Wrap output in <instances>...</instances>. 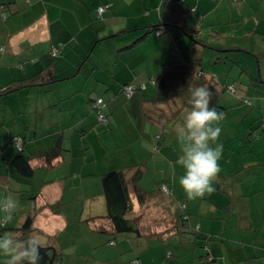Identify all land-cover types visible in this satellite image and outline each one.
<instances>
[{
	"label": "crops",
	"instance_id": "1",
	"mask_svg": "<svg viewBox=\"0 0 264 264\" xmlns=\"http://www.w3.org/2000/svg\"><path fill=\"white\" fill-rule=\"evenodd\" d=\"M185 3L197 9L199 15L196 13L194 20L198 21L200 16V24H204L197 28L205 33L204 27L213 24L216 33L210 30L213 34L209 40L213 46L241 48L258 54L263 64L261 77L251 83L244 93L252 102L251 109L249 104H236L242 107V111L245 110L241 111L242 114L252 116V122L256 119L261 122L264 117V0H186ZM0 5L6 6V14L2 16L0 12V47L3 48L0 53V85L3 86L11 80L44 71L51 63L49 52L60 44L63 53L56 59L55 65L57 67L58 64L62 71L66 69L67 74L70 67L73 72L80 59L97 45L99 37L130 30L132 34L122 43L127 44L149 25L163 23L164 4L162 0H0ZM101 6H107L105 21L97 20ZM211 14H214L213 19L209 20L207 17ZM155 39L156 36L150 33L147 43L155 45ZM151 45L147 47L149 50ZM125 53L127 51L122 49L113 54L119 65L114 66L116 80H111L108 85L112 92L105 95L109 102L107 124L99 118L97 120L96 114L80 122L69 115L65 117L57 113L54 114V118L58 119L56 122L50 121L46 128H40L37 111L41 105L38 101L30 103L27 99L34 93L33 90L21 89L15 92L16 95L0 99V131L6 135L8 143H11V136L24 135L25 153L47 149L61 137L64 146L74 147L80 137L72 136L73 131L82 135L83 144L82 152L77 153L75 158L68 153L47 163L33 157L30 161L32 176L26 179L9 164L15 149L3 153L5 160L0 159V220L5 219V228L0 238V264H13L19 260L22 244L17 242L20 236L17 229L33 213L36 215L33 230L24 236L23 241L31 238L42 245L55 246L62 254L61 264H70L72 256L75 264H132L139 258L136 251L131 252L135 250L132 244L128 246L117 241L113 245L107 237L93 233L85 221L105 210L101 181L110 170L144 163L146 172L141 182L145 189V179L150 170L162 178L161 182L156 179V187L170 179L171 168L165 165L163 170L159 165L163 159L169 163L168 151L164 153L159 132L144 121L140 107L142 98L136 95L127 99L121 85L132 81L134 75H140L142 71L139 81L155 76L159 68L153 64L156 61L168 63L175 51L170 48V53L163 56L155 51L139 52L134 57L139 59L136 62H133L135 59L125 61ZM213 54L212 58L218 55ZM230 56L235 57L234 54ZM250 59L246 58V62H252ZM31 60H35L36 65L27 67ZM132 62L141 64L144 69L136 71ZM125 64L129 65L126 69ZM22 66L25 68L21 69ZM90 68L87 69V77L92 80L95 69L90 71ZM113 95L115 97L111 98ZM51 98L56 102L64 96ZM260 122L252 127L250 135L253 137L260 134ZM75 125L80 126L78 131L74 129ZM256 126L257 130L253 131ZM245 128H250L247 121ZM1 136L4 137L2 133L0 139H3ZM262 140L258 147H254L251 156L241 159V168L234 171L237 172L236 177L226 176L232 183L231 191L238 202L233 206V213H239L236 222L225 215L224 218L230 221L226 229H233L235 225L241 229L235 236L233 233L227 235L226 243L222 244L221 256H226V264L247 257L258 258V264H264V138ZM228 161L231 163V159ZM239 172H243L241 176H238ZM82 242H86L85 245Z\"/></svg>",
	"mask_w": 264,
	"mask_h": 264
},
{
	"label": "trees",
	"instance_id": "2",
	"mask_svg": "<svg viewBox=\"0 0 264 264\" xmlns=\"http://www.w3.org/2000/svg\"><path fill=\"white\" fill-rule=\"evenodd\" d=\"M185 1L186 0H162V4H164L162 8L163 23L149 25L144 29V32L141 35L137 36L127 44L122 43L127 39L128 35L132 34L130 30H120L112 34H105L96 40H99L97 44L102 42L112 43L114 45L107 47L105 51L102 52L105 55L111 56L122 49L126 50L125 61L130 62L135 59L134 57L139 52L149 53L150 51H155L156 53H159L160 56H163L170 53V48L175 51L172 60L170 58L168 63H163L162 61V64L158 61L160 63L159 65L156 61V63L153 64L159 68L155 76H149L146 81H139L138 77L144 72L142 71L140 72V75H134L137 80L133 78L132 81L124 82L121 85L123 95L127 99L140 95L142 98L140 107H142L144 121L159 132L158 137L160 140L168 135L170 120L173 119L176 121L178 119L173 117L170 118L169 116L171 114L176 113L178 117H180L181 110L188 109L197 123H203L212 112L224 111L221 101L228 90L231 92L232 97H237L236 88L226 82V79L228 78L227 75L224 78H221L220 73L216 74L213 72L209 74L204 71V59L206 57H212L214 55L213 53H216V55H218L211 59V64L223 65L229 62L243 67L242 65L244 63H241L240 55H245V53L248 52V55L251 54L249 58H251L250 60L252 62L246 63L251 75L257 76L258 70V78H253L257 81L259 77H261L260 71L263 67L258 54H253L241 48H218L213 46L214 44L209 42L212 36L211 34L213 33L205 35L201 28H197V26H204V24H200L202 22L200 16V21L198 20L195 22L194 19L197 9L196 7L187 5ZM222 4L223 3H221V5ZM106 8L107 6H101L98 8V21L106 20L104 15ZM5 10L6 6L0 5L2 16L6 14ZM191 15L192 21L190 19ZM197 15L199 14L197 13ZM213 16L214 14H211L207 18L212 20ZM208 25L204 27V31L207 33L211 30L216 33L212 28L213 24ZM150 33L156 36L155 45L147 43L148 35H150ZM183 37H186L189 40L188 42L183 41L184 47H181L179 43ZM167 41H170V43ZM142 43L144 44L142 45ZM150 45L152 48L149 50L147 47ZM1 51H3L2 47H0V53ZM94 52L95 49L90 50L85 57L80 59L77 66L74 67L73 72L70 67L69 74H67L66 69L62 71L58 64L57 67L55 65L56 59L63 53V46L60 44L52 48L51 52H49L51 63H49L44 71L32 74V76H24V78L21 79L11 80L3 86L0 85V99L11 96L12 93L18 92L21 89H26V91L29 92L33 90L34 93L27 99L30 100L28 101L30 103H32V101H38L41 105L39 111H37L39 118L43 123L42 124L39 120L40 128L49 124L50 121L56 122L58 119L54 118V114L57 113H61L65 117L69 115L80 122L86 121L92 117V114H96L97 120L99 118L101 122L107 124L109 122V114L107 112L109 102L108 99H105V95L112 92L111 87L108 86L110 81L101 78L96 80L93 76L92 78L94 79L89 80L87 77V69L91 67L90 71L94 70V63L96 64L99 60L100 53L97 56H93ZM231 54H234V56L236 54V56L231 57ZM138 60L136 58L133 62ZM159 60L164 59L160 58ZM32 64L36 65L35 60H31L29 64L27 63V67H31ZM131 65L136 71L144 69L143 66L138 63H133ZM127 66L129 65L125 64L124 69H126ZM23 67L24 66H22L21 69H23ZM242 71H246V69L242 68ZM252 71L255 73L253 74ZM92 74L94 75V72ZM112 75L114 76V74ZM246 90L248 91V88ZM246 90L239 91L240 94H242L241 99H236H244L246 104L252 105L251 100H249L244 94ZM39 93L42 96H35L37 94L39 95ZM51 96H64V98L58 99L59 101L55 102ZM147 96H149V100L147 99ZM114 97V95L111 96V98ZM108 98H110V96ZM170 102L174 103L176 111L173 112L172 108H170ZM169 112H171L170 115ZM260 123L261 124L258 128H263L262 131H264V117ZM74 129L78 131L80 126L75 125ZM256 130L257 126L253 128V131ZM82 132L83 131H81V133ZM0 133L4 136H1L3 139H0V157H2L0 159L5 160L3 153L6 154V151L11 152V149H15L13 153L14 158L9 161V164L25 179L32 176L33 168L31 167L30 161L33 157L51 163L52 161L63 157L64 154L70 153L73 155V158H75L77 153L82 152L81 146L83 147V144L80 139L82 135H79L75 131H73L72 136L74 134L77 138H80L78 140L76 139L77 141L75 142L74 147L64 146L63 137L60 136L61 138H57L49 148L42 149L33 154H28L24 151V135L15 134L13 137L11 136V143H8L6 135H4L2 130ZM261 133L262 132H260L258 136L263 135ZM252 139H254V137H252ZM145 172L146 165L138 162L127 165L122 169L110 170L104 174L101 184L105 197V210L103 213L85 219V221L91 226L93 233L107 237L111 244L115 245L117 241L119 242L124 238H127L125 235L142 236L148 234L153 237L157 235L162 237L164 236V233L170 234V232H178V221H176L174 217L173 219H170V216L166 214V212L170 211L168 208L172 206V202H169L168 199H176L177 197V194L174 192L173 184L166 180V182H163L160 187L157 186L155 187V190L148 191V188H143L141 182ZM224 190L225 191L221 192L215 200L217 204L226 206L225 215L229 218H233L236 222V220L239 219V213L237 211L233 213V206L235 205L234 201L236 200L234 196L235 194H233L232 191L229 193L226 189ZM174 195L176 197H173ZM154 199L156 201L150 204ZM189 205L187 206L182 200H178L176 203L177 209L183 212L182 223H184L185 220H191V215L188 214V207L192 208L193 206L190 203ZM146 211L151 212V214H153L154 211L158 213V216L154 215V218L153 215L149 214L148 219L153 223L156 222L159 224L162 221H165L168 216V223L171 224V227L164 232H157L154 230L150 233H145L144 228L141 229L140 225L141 222H143L144 217L147 215ZM35 219V213L27 216L23 225L17 229L20 233L17 242L22 244V251L19 260L13 264H61L62 254L55 246L42 245L31 238L23 241L24 236L33 230L32 226ZM224 221L225 227H222L220 231L214 233L215 236L217 235L216 237L221 238L220 243L222 244L226 243L225 239L227 238V235L233 233V236H235L237 231L241 230L238 225H235L233 229H226L230 221L226 219ZM4 225L5 219H1L0 238L4 232ZM201 228L202 225H197V230L200 231ZM208 232L211 234V227L206 233L208 234ZM205 238L207 240L205 247L207 248L209 247L208 243L210 241V236H205ZM85 243L86 242H82L81 244L85 245ZM73 257L74 256L70 258L69 256V261H71L70 264H75ZM207 258L210 262L216 260L215 257L212 258L209 252H207ZM219 258L226 260V256L218 257V259ZM244 261H247V264H258V258L247 257L240 262ZM132 264H140V262L139 260H135Z\"/></svg>",
	"mask_w": 264,
	"mask_h": 264
},
{
	"label": "rangeland",
	"instance_id": "3",
	"mask_svg": "<svg viewBox=\"0 0 264 264\" xmlns=\"http://www.w3.org/2000/svg\"><path fill=\"white\" fill-rule=\"evenodd\" d=\"M190 19L192 21V15ZM209 33L205 32V35H209ZM188 40V38L183 37L179 43L180 46L184 47L183 41L188 42ZM111 44L101 42L93 48V50L95 49L93 56L100 53L99 61L96 62L94 68L93 77L96 80L99 77L106 81L116 80L112 74L114 73V66L119 65L117 57L102 53L107 47L114 46ZM250 55L246 52L245 55L240 57L241 63H244L243 67L229 62L223 65L211 64L212 57H206L204 59V71L209 74L213 72L220 73L221 78L227 75L226 82L236 88V98L241 99L242 94L239 91L249 88L251 83L257 82L254 79L259 76L258 70L257 76L251 75L247 66L246 58H249ZM242 68L246 71H242ZM12 94L16 95L15 93ZM236 98L232 97L231 92L228 90L221 101L224 111L212 112L203 123H197L188 109L181 110L180 117L176 113L171 114L169 112V115L171 114L170 118L178 119L176 121L170 120L169 133L160 141L164 145V153L168 151L169 163L163 159L159 165L160 169L163 170L165 165L171 168L168 181L173 184L174 179V192L178 195H176L177 197L173 196L176 199H168L169 202H172V206L168 208L170 211L166 214L170 216V219L174 217L178 221L179 230L174 233L170 232V234L164 233L162 237L159 235L153 237L148 234L142 236L125 235L128 239L124 238L119 243L123 242L128 246L132 244L135 250L131 252L136 251L139 256L137 260L140 264H143V262L151 264H226L227 260L218 259L223 254L224 247L220 243L221 238L216 237L217 235L214 234L225 227L226 206L217 204L215 198L225 191L224 189L231 193L232 183L227 182L226 176L236 177L237 172L234 171L241 168V159H247L248 156H251L254 147H258V143H261L262 138H264V135H261L252 139L253 135H250L252 127L258 124L260 119L252 122V116L242 114V107L238 106L236 102H243L244 105L248 104L245 103L244 99L238 100ZM147 99H150L149 96H147ZM170 103V108L173 112L176 111L174 103ZM248 106L251 109V105ZM242 112H245V110ZM246 121L250 124V128H245ZM262 130L263 128L258 129L259 132H263ZM229 159H231V163L228 161ZM232 166H234L233 169H231ZM242 173L239 172L238 176H241ZM155 174L154 170H150L147 174L145 185L148 189H155L157 178L158 182L162 181V178H159V175L155 176ZM178 200H182L187 206L189 203L193 206L192 208L188 207L191 220H185L182 223L183 212L178 210L176 206ZM155 201V199L152 200L150 204ZM234 203L237 205V200ZM146 212L147 215L140 225L141 229L144 228L145 233L154 230L164 232L171 227V224L168 223V216L166 222L162 221L159 224L155 222V224L148 219L151 212ZM151 215L154 218V215L158 216V213L154 211ZM197 225H202L200 231L197 230ZM210 227H212L211 234L209 232L207 234L206 232ZM205 236H210L209 247L207 248L205 247L207 242ZM207 252L210 253L212 258L216 257V260L210 262L207 258ZM240 260L235 264H247V261L240 262ZM231 264L233 263L231 262Z\"/></svg>",
	"mask_w": 264,
	"mask_h": 264
}]
</instances>
